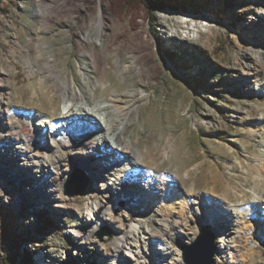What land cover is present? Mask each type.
<instances>
[{
  "label": "rangeland",
  "instance_id": "1",
  "mask_svg": "<svg viewBox=\"0 0 264 264\" xmlns=\"http://www.w3.org/2000/svg\"><path fill=\"white\" fill-rule=\"evenodd\" d=\"M204 1L203 9H181L173 0L161 8H149L148 0L0 1V264H18L25 252L32 264H184L181 247L202 232L213 237L214 264L240 258L264 264L263 238L256 246L238 241L252 236L256 212L242 210L244 223L223 209L214 225L201 219L213 198L245 208L252 197H264L257 178L264 173V83L244 71L259 53L264 57V0ZM66 88L90 100L77 107L114 97L117 106L131 107L121 142L159 179L156 196L173 188L169 210L162 202L146 205L142 195L129 206L118 203L122 216L112 203L97 210L109 186L98 185L96 174L114 178L96 164L98 156L83 153V142L101 151V133L57 153L16 140L12 125L27 123L21 109L27 110V91L39 89L48 100L44 112L59 117L73 105L64 99ZM44 122L36 118L28 127L50 140ZM62 154L69 157L64 164ZM136 161L119 164L125 169ZM75 170L90 182L81 195L67 197L63 185ZM134 186L128 183L130 191ZM191 191L200 200L187 202ZM44 218L51 221L46 230ZM135 224L139 233L130 228ZM107 229L110 235L99 238ZM150 239L167 242L173 254L156 260Z\"/></svg>",
  "mask_w": 264,
  "mask_h": 264
},
{
  "label": "bare ground",
  "instance_id": "2",
  "mask_svg": "<svg viewBox=\"0 0 264 264\" xmlns=\"http://www.w3.org/2000/svg\"><path fill=\"white\" fill-rule=\"evenodd\" d=\"M263 58H264L263 55L259 53L256 59L253 60L251 59L250 63L247 64L246 69L244 70L247 76L251 77L255 82H259V83H264ZM27 94H29L28 97L29 101L27 100L29 102L27 103L28 105L27 110L21 108L23 112L27 111L26 112L27 116L25 117L27 123L26 125H23L20 124V122L19 123L14 122L15 124L12 125L13 127H17L16 129L20 133V138H16V140L18 139L21 140L24 143V145L33 141L35 147H38L40 146V144H42L44 149L49 148L52 149L53 152L57 153L58 152L57 150L60 148L68 149L71 146H74L75 144L73 140L82 141V139L88 135L91 136L97 132L101 133V138L97 145L100 146V148L101 146H103L102 147L103 150H101L102 152L94 148L93 142H88V140L85 143L83 142L86 148V150L83 153H88L90 157L98 156L96 157V164L104 170L107 169L109 171V175L114 178L110 182V180H108V177H106L108 176L107 174H103V177L100 173L96 174V178L97 177L101 178L98 185L101 186L104 183H106L109 186V194L106 193L101 196V199L99 200L100 202L96 204L97 210H100L103 204L112 203V206H116L117 207L116 209H118V216H122L125 214V211L124 209L118 207L119 205L118 203L121 202L129 206V204L134 203L133 200H135V197H140L141 195L142 198H144V200L148 202V203L145 202L146 205H150L152 201L157 203L158 205L159 202H162L165 204L166 209L169 210L171 208L172 202L176 199L174 190H172L173 188L169 186L164 187L162 188L159 197L156 196L157 195L156 191H159L158 190L159 179L155 178V175L151 170L148 169L143 170L144 168L140 163L141 161L140 156L132 154V152H130L128 147L123 145L121 142V136L123 135L127 123V115L131 109L130 106H127V108L125 109L117 106L118 101L117 98L114 97L111 100H106L103 102L94 101L92 102L93 104L91 105L77 107V104H79L80 102L86 101L87 103L90 102V100L86 96L72 94L68 92V88H66L64 92V99H67L68 103H72L73 105L66 107V112H63L59 117H55V115L53 116V114L50 113L49 111H48L49 113L44 112L47 111L48 109V108L44 109L45 107L44 105H47L46 101L48 100H46L44 95L41 94V92H39V89L38 90L29 89L27 91ZM44 100L45 102H43ZM20 104L22 105V103ZM36 118H38V120L40 121L42 120L49 121V124L46 125L44 122L43 125L47 127L49 126L51 129V131H49L50 140H47L46 137L44 138L43 131H41V129L39 131L34 132L30 127H28L29 123H31ZM33 126L41 127L42 124L33 122L32 127ZM74 136H76V139H74ZM30 151L31 150H29V147L27 146L23 152L31 153V156H28V158L31 159L32 152ZM36 152L41 159L44 157L41 152L39 151ZM100 152H101V156L98 155L100 154ZM131 156H134V158L137 160L135 164L128 165L125 169H123V167L121 168L119 164L120 160L122 158H124L125 160H133L134 158H132ZM53 159L54 157L49 158V163H48L49 166H51L50 163L54 161ZM67 159H69V157L65 154L59 155L58 157L59 162H61L62 164H64L67 161ZM108 164L111 165L112 168H110ZM260 177H262V179H260ZM53 178L56 179V177ZM257 178H258V184L262 186L264 184L263 183L264 173L259 171ZM169 181L176 183L175 182L176 178L171 177ZM128 183H132V185L135 184L134 187L137 188V191H130V188H128ZM189 193L190 194L187 196L188 199L187 202L189 201L191 203H195L196 201L200 200V198L196 197L198 196L197 193L194 196L192 195L193 194L192 191ZM145 194H147L148 196L146 197ZM195 197L197 198V200H195ZM252 199H253L252 204L247 205L245 208H238L236 207L237 205L236 206L230 205L228 202L224 200L213 198L210 201V205L208 206L209 208L207 207L206 213L204 214L206 219L203 216L201 217V219H203L202 221L203 223H205V225H208L210 222H213L214 225L217 220H220L219 218L220 213H218L217 210L223 209L224 213L228 211L229 216L231 213L232 214L231 216L233 218H236L238 222L244 223L246 213H242L241 212L242 210H247L249 212L253 211L254 213L256 212L255 215L257 217V220L255 221V224L253 223L252 232L250 231L248 232V233H252V236L249 238V240L248 238L247 239L245 238L246 240L242 239L243 235L238 236V241L240 246L246 241H251L252 246H256L255 245L256 238L259 241L262 240L261 238L264 239V214H263L264 212L263 213L261 212L262 210H264V197L259 198L255 196V198L252 197ZM185 200L186 199H184V196H180V203L182 207L181 209H183L184 205L186 204ZM106 202H110V203H106ZM141 202H142L141 200L138 201V203ZM240 203L242 204V202ZM51 206H56V204H52ZM257 208L259 209V211H257L258 210ZM209 209L211 210L209 211ZM132 210L135 209L131 208V211ZM106 211L109 212L111 216V212H112L111 208L109 207ZM252 216L253 215L250 213V218ZM177 217L178 220L188 223V218L187 220L183 219L182 218L183 215ZM116 223L120 224V221L118 220ZM138 225L139 224H135L130 227L134 233H139L141 231ZM200 226L201 224L197 223L196 229H198ZM143 231L147 233V237L155 235L153 233L148 232L147 230H143ZM179 233H181V235H185V233H183L182 230H180ZM149 241L151 243H150V248L148 250H151L153 253H156L158 255L157 257H155L156 260L162 261L166 256H170L173 254V250L167 242H164L162 240H154V239H150ZM128 244L129 243H127V245ZM246 246L248 245H244L242 247V250H245ZM144 250L146 251L147 248H144ZM252 254L254 253L252 252L251 255ZM236 264H246V261L243 262L242 258H240L238 262H236Z\"/></svg>",
  "mask_w": 264,
  "mask_h": 264
},
{
  "label": "water",
  "instance_id": "3",
  "mask_svg": "<svg viewBox=\"0 0 264 264\" xmlns=\"http://www.w3.org/2000/svg\"><path fill=\"white\" fill-rule=\"evenodd\" d=\"M89 178L84 172L73 171L70 179L63 185L64 195L77 197L81 195L89 185ZM110 231L104 230L98 234L99 238L109 236ZM214 241L208 232H202L199 237L190 245L181 247V258L184 264H214Z\"/></svg>",
  "mask_w": 264,
  "mask_h": 264
},
{
  "label": "trees",
  "instance_id": "4",
  "mask_svg": "<svg viewBox=\"0 0 264 264\" xmlns=\"http://www.w3.org/2000/svg\"><path fill=\"white\" fill-rule=\"evenodd\" d=\"M202 1L203 0H201V2ZM211 1L212 0H205L203 3L206 4V3H209ZM167 2H171V0H148V2H146V5L149 8H155V7L156 8H161V7H164ZM173 2L176 5H180L181 9L182 8L184 9L186 6L193 7L194 9H203V8H205V6L202 7L203 4L200 1H197V0H173ZM198 2L200 3V4H198L199 6L196 4ZM1 212L2 211L0 209V213ZM42 221H43V226L42 227L45 230L48 229L50 227V225H51V221L48 218H46V219L44 218ZM18 264H32L31 258L29 257V255L26 252L20 255V260L18 261Z\"/></svg>",
  "mask_w": 264,
  "mask_h": 264
}]
</instances>
